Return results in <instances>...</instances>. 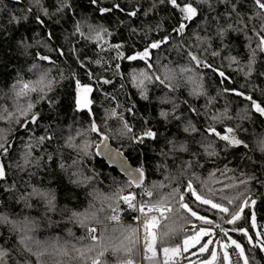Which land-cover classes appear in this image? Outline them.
<instances>
[{
    "label": "trees",
    "instance_id": "trees-1",
    "mask_svg": "<svg viewBox=\"0 0 264 264\" xmlns=\"http://www.w3.org/2000/svg\"><path fill=\"white\" fill-rule=\"evenodd\" d=\"M41 2L49 12L55 11L57 0H41ZM117 2L129 10L134 5H138L141 8L140 15L131 20L120 13L101 15L98 7H111L113 0H100L98 7L93 6L91 0H71V11L66 10L53 16L52 21L44 18L48 29L55 33V38L50 42L49 47H44L42 44H37L36 40L45 41L48 29L36 24L37 9H33L27 21L22 20L19 24L11 22L10 19L12 15L22 16L23 10L32 5V0H20V2L0 0V113L5 108L15 111L11 85L21 77L26 81H36L40 72L48 71L49 77L54 81V90L48 93L54 100L53 105H49L46 100H39L38 93L30 94L35 104L32 113H39L40 116L37 124H29L25 129L21 127L23 118L20 123H16L15 120L0 119V138H7L13 145L7 157H0L6 166V177L0 180V212L15 219L22 220L23 217L28 216L38 220L39 227L33 235L35 241L39 243L30 246L33 247L34 252H44L38 261L35 255L25 251L18 244L17 236L8 227L0 224V248L9 249L7 264H91V260L82 259L72 248L73 245L82 248L90 243H97L98 246L88 252L87 256L95 257L106 244L108 251L101 258V264L122 263L127 257L123 251L114 252L113 247L120 246L125 229L138 226L135 217L140 215L120 199V196L129 195L125 194L127 190L131 189V194L135 197V199L130 197L129 203L137 205L141 200L149 199L143 194L145 187L151 189L154 184L166 185L154 191L152 199L155 200L158 198V193L166 195L173 187L179 186L183 191L189 180H192L193 187L197 191H203L202 182L207 181L210 187L216 190L223 189L224 195L232 196L236 194L237 189H226L224 185L237 182L236 178L242 173L256 178L248 184L251 198L256 200V204L252 206L249 202V207L245 208L241 220L229 225L220 220V216L224 214L205 211L208 206H200L197 210L201 215H206L209 219L220 223L232 239L244 245L250 264H264V251L249 244L243 233L232 231L233 228H245L256 240V230L251 223V213L254 211L255 223L264 234V151L260 150V140L264 139V116L256 113L251 108L250 101L243 96L222 92L225 87L234 88L243 92L245 96H252L257 103L264 106V75H260L264 73V53L257 52L255 71L251 76L246 77L244 71H240V68L247 64L250 56L245 34L229 31L221 39L216 35L215 20V17L219 16L220 24L234 23L235 14L233 19L229 20L226 13L230 11L232 3H237V10L245 19L250 15L253 16L250 28L255 27L259 30L260 22L259 18L254 16L257 9L253 0H229L227 6L220 0H211V10L207 4L194 0L201 14L187 32L182 37L176 36L174 41L162 46L161 49L151 50L153 68L149 71L163 79L164 74L172 70L178 86L175 91H169L159 81H146L148 100L141 99L138 89L130 79L133 69H146L145 61L114 59L115 52L100 51L97 44L91 40L82 38L78 34L73 35L74 22L87 18L93 24L107 27L113 33L111 37H106L109 43H123V51L126 55H131L133 51H141L151 41L170 34L179 13L174 12L168 5H160L145 17L143 12L150 7L152 0H117ZM57 20L58 24L55 23ZM119 20L125 21V24H119ZM141 24L147 27L141 28ZM128 25L140 31L130 35ZM157 25L160 27L157 28ZM84 31L87 32V28ZM248 35L252 36V32L249 31ZM24 37H27L28 43L32 45L27 51L18 43ZM256 42L253 37V47ZM73 47L77 50L75 54L71 51ZM50 48L62 49L65 55L61 56L55 51H50ZM188 51L211 64L214 69L223 71L229 79L222 84L223 78L219 76L218 71L206 67L196 68L195 62L189 60ZM214 51L219 55L213 56ZM38 54L49 56L54 63L39 60ZM230 56L237 57L239 65L232 63L229 66ZM97 59L101 60L100 64L95 63ZM80 60L85 61L87 70L94 75L110 79L113 83L103 85L100 91H96V85L89 79L86 70L80 67ZM33 63L40 67L35 71H29ZM116 63L121 65L118 75L115 74ZM184 66L192 67L194 71L181 74L180 68ZM74 74L82 84H90L94 88L91 93L93 100L91 108L101 133L89 130L91 117L87 112L75 111ZM189 76L191 80L188 79ZM201 85L205 94H190L193 89L199 90ZM105 93L116 99H106ZM166 94L169 98L180 102L177 114L191 118L200 130V134L185 133L179 121L171 118L165 121L160 117L161 110L172 111L171 103L159 102ZM209 98H214L211 103H208ZM185 101L187 103H184ZM117 103L120 107H117ZM133 105H135L134 114L127 111ZM189 107L196 108L201 115L190 113ZM113 108H116L118 113L123 112L124 119L132 126L135 133L150 125L159 133L158 139L146 141L143 145H134L127 136H120V122L116 118L108 117L106 113V110L111 111ZM225 109L231 119L217 122L215 124L217 131L223 134L226 127H232L236 130L237 137L244 141L247 147L239 145L224 151L223 141L209 137L210 140L216 141L214 148L219 155L208 156L196 141L201 140L205 127L210 123L208 115L221 114ZM145 120L149 125L144 124ZM46 129L52 134L51 140H45L43 144H36L34 139L30 141V137L46 135ZM77 132H82L84 135L78 136ZM101 134L108 136L112 144L122 150L133 165L143 168L142 187H134L116 168L110 167L95 155V144L101 140ZM69 136L75 138L72 147L66 142ZM167 140L186 144L188 151H170V146L166 144ZM30 142L33 147L28 149L27 145ZM86 142L91 145L87 148V155L83 150ZM162 149L168 153L167 157L160 155ZM26 152H30L31 160L27 166L24 165ZM193 153L196 155L194 156ZM187 161H191L193 167L182 172L181 166ZM225 165L231 171L222 176L220 173L225 170ZM212 172L216 173L215 177L209 175ZM73 180H79L80 183H73ZM12 185H15V190H5ZM32 187L51 192L55 196V211L46 213L44 203L37 199L31 201L33 205L31 208H26L24 203L19 202V196L31 191ZM118 189H123L119 195H117ZM138 189H141L139 193ZM239 190L243 191V186H240ZM185 199L191 201L194 198L190 193H185ZM214 199L221 202L219 193ZM113 208L116 209L115 212L112 211ZM73 212L88 214V226L98 227L95 233L98 237L97 242L82 239L88 233L76 219H70ZM153 214L156 212L148 213L149 216ZM112 215H117L118 220H111ZM183 215L188 216L190 222L168 212H165L163 217L158 215V232L163 230L165 225L174 229L168 246L182 243L184 237L195 230H185L188 225L202 223L186 212ZM222 234L224 235L223 232ZM140 235L143 236L142 228ZM216 236L219 237L217 234ZM127 243L124 241L125 245ZM157 246L161 251L159 245ZM132 255L134 261L138 263L139 244ZM220 260L222 258L214 264H220ZM176 261L178 264H197L190 251ZM143 264H164V259L159 256L154 260H143Z\"/></svg>",
    "mask_w": 264,
    "mask_h": 264
},
{
    "label": "snow or ice",
    "instance_id": "snow-or-ice-1",
    "mask_svg": "<svg viewBox=\"0 0 264 264\" xmlns=\"http://www.w3.org/2000/svg\"><path fill=\"white\" fill-rule=\"evenodd\" d=\"M20 2V0H17ZM200 3L207 4L209 9L211 10V0H199ZM222 4L229 3V0H220ZM100 0H91V4L93 6L99 5ZM253 4L257 9V12L254 13L255 17L259 18L260 28L257 30L255 27L250 28V22L253 19V16L250 15L245 19L244 15H242L237 10V3L231 4V9L226 13V16L229 20L233 19V14H235V21L234 23H227L226 25L219 23V16L215 17L217 22L216 27V35L223 39L229 31L232 32H240L244 33L248 44L247 47L249 49V60L246 65L240 68V71H244L245 76H251L252 72L255 71L254 65L256 62V55L257 52L264 53V0H253ZM160 5H168L170 6L174 12L179 13V17L176 21V24L173 25L171 29V33L161 37L158 40L151 41L148 45H146L141 51H133L131 55H126L125 51H123L124 44L123 43H116L110 44L106 37H111L113 33L103 25H97L89 22L87 18H81L74 22V31L73 35H79L82 38L89 39L93 43H96L100 51H113L115 52L114 59L116 60H127V61H136L142 60L145 61L146 69L137 70L133 69L132 73L130 74V79L132 80L134 86L138 89L141 99L148 100L149 97L147 95V90L145 87V82H152L153 80L159 81L162 85L169 89V91H175L178 84L175 82V75L172 74V70H168L164 74L163 79L161 76L156 75L149 70L153 68V64L151 63L152 59V51L153 49H161L162 46L169 44L171 41H174L176 36H183L191 24L196 21L197 17L200 16V9L194 3V0H152L150 7L143 12V15L147 17L150 13L154 12L158 6ZM37 9V14L35 15V22L36 24L43 28L48 29V25L45 22L44 18H47L48 21H52V17L64 13L66 10H72V3L71 0H57L56 8L54 12H49V9L44 7L41 0H32V5L28 8L24 9V14L22 16H11V22L19 24L22 20L27 21L29 19V15L33 13V9ZM98 11L101 15H108L114 13H120L129 18V20L137 18L141 13V8L138 5H134L130 10L127 7L121 5V3L117 2V0H113L111 7H98ZM43 17V18H42ZM55 23H59V21H55ZM119 24H125V21L119 20ZM130 27V35L137 34L140 29L136 27ZM147 26L141 24V28H145ZM160 26L157 25V28ZM87 28V32L84 29ZM151 30L150 28L148 29ZM252 32V36L248 35V32ZM39 35V33H37ZM253 37L256 39L255 47L252 46ZM46 40H36L37 44H42L44 47H49L50 42L55 38V33L53 30L48 29L46 31ZM197 39H203L201 37H197ZM19 46L27 51L28 48L32 47L31 44L28 43L27 37L22 38L19 42ZM50 51H55L59 55H65L62 49H55L50 48ZM74 54L77 50L73 47L71 50ZM189 60L195 62V67H206L210 68L213 71H218V74L223 79L221 83L223 84L229 78L225 75L223 71H219L218 69H214L211 64L202 61L196 54L191 51L187 52ZM213 56L219 55L218 52H212ZM38 59L41 61H49L50 63H54L51 61L49 56L39 55ZM77 59L79 60V56L77 55ZM112 59V58H110ZM230 60V65L235 63L239 65V61L237 57L230 56L228 58ZM80 67L84 68L87 72V75L90 80L94 82L96 85L95 90L100 91L103 85H110L113 83L112 80L104 78V77H97L94 75L90 70H87V64L85 61L80 60ZM96 64H100L101 60L97 59L95 61ZM39 65L33 63L30 66L29 71H35L39 69ZM121 65L116 63L115 74H119ZM166 67V66H165ZM246 69V71H245ZM107 70V69H106ZM194 69L192 67L184 66L180 68V73H192ZM260 75H264V73H260ZM75 85H76V92H75V111L77 113L80 112H87L91 117V124L89 130L96 133H101L100 128L97 126L94 114L92 113L91 105L93 104V100L90 99V94L94 91V88L90 84H82L78 78H75ZM191 80V76L188 77ZM39 85V87H37ZM54 81L49 77L48 71H42L39 73V78L36 81H26L22 77L18 79L14 84L11 85V92L14 100L15 111H9L7 108L3 109V112L0 113V119L4 120H15L16 123H20L21 118H23L24 122L21 124V127L27 129L29 124H37L38 120L40 119L39 113H32V109L35 107L34 102L30 98V94L35 92L38 93L39 100H46L49 105L54 104V100L52 97L48 95L49 92L54 90L53 88ZM123 87V85H121ZM223 93H233L237 96H243L246 100L250 101L251 108L256 112L259 113L261 116H264V106H261L257 103L252 96L245 94L241 91H238L234 88H223ZM191 95H203L205 94L202 90V85L200 89H193L190 93ZM106 99L115 100L116 97L110 96V94L105 93ZM212 99L209 98L208 103L212 102ZM160 103H171L172 104V111L167 112L161 110L159 115L165 121H168L169 118L172 120L179 121L182 125V129L185 133L189 134H200V130L196 127L193 123L191 118H185L183 114H177L179 109L180 102L174 99H171L167 96V94L162 97L159 101ZM184 103H187L185 101ZM117 107L120 105L117 103ZM135 105L128 108L127 111L129 113L134 114ZM188 111L190 113H194L196 116H200L201 113L196 108L189 107ZM107 116L110 118H116L119 122L121 127L119 128V135L120 136H127V138L131 141L134 145H143L146 141H156L159 137V133L153 129L147 120L144 121L145 125H149L143 128L139 133H135L133 131L132 126L128 123L126 119H124L123 112H117L116 108H113L111 111H107ZM246 115V114H245ZM30 116V118H29ZM208 120L210 123L205 127L204 134H202V138L196 143L200 144L204 151L207 153L208 156H218L219 152H217L214 148L215 140H210L209 137H215L219 141L224 142V151H227L230 147H235L239 145H244L247 147V144H244V141L239 139L236 135V130L232 127H226L224 129V133L221 134L217 131L215 124L217 122H222L224 119H231L230 116L227 114V109L221 114H209ZM46 135H42L39 137H30V141L32 139L35 140L36 144H43L45 140H51L52 134L49 130H45ZM77 135H84L82 132H77ZM108 137L106 135L101 134V140L99 143L95 144L97 149L95 155L105 154L107 155L108 159L113 164H118L124 171L128 172V169L125 167V161L122 157V154L119 151L113 153L107 144ZM75 138L73 136H69L67 138V144L69 147L74 146ZM166 144L170 146V151L172 150H179V151H188L186 144L184 143H177L174 140H167ZM11 142L8 141L7 138H0V157H7L10 153L12 148ZM78 147V145H76ZM91 145L89 143L84 144V152L85 155L88 154L87 148ZM28 149L33 147V144L30 142L27 145ZM260 150L264 151V139L260 140ZM160 155L163 157H167L168 153L164 152L163 149L160 152ZM195 156L196 154L193 153ZM30 152L25 153L24 157V165L27 166L31 163L29 159ZM51 159V157H49ZM19 166V165H18ZM63 167V165H61ZM166 167V165H165ZM193 167L191 161L185 162L181 166V171H187ZM139 176L136 178L137 186L140 185L144 172L143 168H137L135 170ZM231 171L228 169V166L225 165V170L222 171L220 174L222 176L227 175V173ZM95 175V174H94ZM193 175H195L193 173ZM211 177H215L216 173L212 172L209 174ZM6 177V166L0 160V180H4ZM256 179L255 176H245L243 173L239 178H236L237 182L225 184L224 188L226 189H237L235 195L229 196L223 194V189L216 190L209 186L207 181L202 182L203 191H197L196 188L193 187L192 180H189L182 191L179 186L171 188V191L168 192L166 195L163 193H158V198L153 200L152 197L154 195V191L158 190L161 187L166 185L159 184L153 185L151 189L145 187L143 194L147 196L149 199L147 201L141 200L139 204H132L129 203L130 197L131 199H135L133 194L129 193V195L120 196V199L128 203V207L133 208L135 211L140 213L139 216L135 217L136 221L138 222L137 227H129L124 230L123 239L121 240L120 246L113 247V251H123L125 256L127 257L125 260L122 261V264H134L133 252L136 246L140 243V230L143 229V249H144V259L146 260H154L155 259V250L157 245H159L161 251L165 254L164 264H169V260L171 257L168 256L169 253L172 254L173 257H181L183 253L189 251L190 247H195L197 244L200 245L198 251L200 253L210 252V259H207L203 262V264H214L218 260V253L215 249L210 250L209 245L213 244L214 241L209 239L206 240L204 243H200L202 237L210 236L213 234L212 229L205 228V227H196L195 231L191 235H186L182 241V243L177 244L175 246H168V242L172 237V233L174 229L169 228L168 225L164 226V229L159 232L152 231V228L157 220L156 216H149L148 213L153 211L160 212L161 216H164L165 212L172 213L173 215H177L180 219L189 221V217L183 215V213L190 214V217H194L196 220H199L204 225H213L215 228L220 229L221 232L224 233V236L227 237V240L230 241L231 246H234L235 250H238L239 259H234L233 256L227 251L229 244L228 243H221L220 241H215V243L220 244V247L224 250L222 254V260H220V264H240V260L243 261V264H250L249 257L245 254L244 247L235 239H232L231 236L228 235V232L224 230L220 223H216L214 220L209 219L206 215H201L200 212L197 210L200 206H208L205 211H215L220 214H224L220 216V220L224 223L229 225H234L238 220L242 219V214L246 207H249V202L252 206H255L256 200L251 198V193L248 190V184L250 181ZM73 183H80L79 180H73ZM240 186H243V191H240ZM6 191H13L15 190V185L10 186V188L5 189ZM123 189H118L117 195L121 193ZM185 193H190L192 199L191 201H186ZM219 193V200L221 202H217L214 197H217ZM33 199H37L44 203V207L47 212L55 211V196L51 192L43 191L38 188L32 187L31 191L22 193L19 196V202L24 203L26 208H31L33 205L31 201ZM239 202V203H237ZM191 205V206H190ZM113 212L116 211L115 208L112 209ZM227 217V218H226ZM94 218V214H93ZM70 219H76L81 226L86 228L88 235L82 239H87L92 242H97L98 237L95 235L96 228L88 226L89 216L87 213H77L73 212L71 214ZM111 220H118L117 215H112L110 217ZM99 222V221H97ZM190 222V221H189ZM251 223L252 226L255 227V212L251 213ZM0 224L9 228V230L17 236L18 244L27 252L35 255L37 260L44 255L42 251H33V247L30 244H38L39 242L35 241L33 233L39 227V221L35 220L31 217L25 216L22 220L15 219L6 213L0 212ZM23 225V227H21ZM232 231H239L243 233L244 236L248 238L249 244H252L253 247H259L261 251H264V239H261V236L264 234L257 233V240L259 243L253 241V238L248 235V230L245 228H233ZM127 233V234H125ZM124 241H127V245L124 244ZM97 243H90L84 245L82 248H76L75 245L72 248L79 253L82 259L91 260V264H101V258L105 255V252L108 251V246L105 244L102 246V250L95 256L89 257L86 254L88 252L93 251L97 248ZM152 252L153 256L147 255V253ZM9 255V249L0 248V264H7L6 257ZM172 264H178V261L172 260Z\"/></svg>",
    "mask_w": 264,
    "mask_h": 264
},
{
    "label": "rangeland",
    "instance_id": "rangeland-1",
    "mask_svg": "<svg viewBox=\"0 0 264 264\" xmlns=\"http://www.w3.org/2000/svg\"><path fill=\"white\" fill-rule=\"evenodd\" d=\"M89 98L91 99V94H90V97H89ZM99 142H100V140H99L97 143H99ZM158 215H161L160 212H156V214H153V216H156V217H157V220H156V222H155V225L157 226V231H156V232H158V224H159ZM136 223H137V225H138V222H137V221H136ZM90 227H93V226H90ZM255 230H256V234H257V233H261V234H263V233L258 229L256 223H255ZM263 230H264V228H263ZM194 231H195V230H194ZM194 231H193V232H194ZM193 232H191L189 235H191ZM212 232H213L212 235L202 237L200 243H204L206 240H209V239L213 240L214 243L209 245V249H210V250L215 249V250L217 251V253H218V260H219L220 258H222V254H223V251H224V250L220 247V244L215 243V241H220L221 243H226V242L223 241L221 238L217 237V236H216V233H215L214 231H212ZM248 235L251 236V237L253 238V236H252L249 232H248ZM229 236H231V235H229ZM247 239H248V238H247ZM261 239H264V235L261 236ZM253 241H256L257 244L259 243V241L257 240V235H256V240L253 238ZM229 242H230V241H229ZM238 242H239V241H238ZM239 243L244 247V245H243L241 242H239ZM139 247H140V260H139L138 263H136V262L134 261V264H143V260H146V259H144V255H145V253H144V249H143V236L141 237V235H140V243H139ZM199 247H200V245L197 244L195 247H190V248H189V251H190V254L194 257V260L196 261L197 264H203V262H204L205 260L210 259V252L200 253V252L198 251ZM227 251L230 253V250H229V249H227ZM186 253H187V252H186ZM184 254H185V253H183V255H184ZM230 254H231V253H230ZM147 255H149V256H153V253H152V252H149V253H147ZM159 256L162 257V258L165 260V254H164L162 251H160V250L158 249V246H157V247H156V250H155V258H157V257H159ZM168 256L171 257V259L169 260V262H172V260H176V259H179V258L182 257V256H181V257H173L171 253H169ZM218 260H217V261H218ZM146 261H148V260H146ZM214 263H215V262H214ZM119 264H122V263H119Z\"/></svg>",
    "mask_w": 264,
    "mask_h": 264
},
{
    "label": "water",
    "instance_id": "water-1",
    "mask_svg": "<svg viewBox=\"0 0 264 264\" xmlns=\"http://www.w3.org/2000/svg\"><path fill=\"white\" fill-rule=\"evenodd\" d=\"M107 144H108L109 148L111 149V151L113 153H115L116 151H119L122 154V157H123V159L125 161V167L128 169V172L124 171V169L121 168L118 164L111 163L110 160L108 159L107 155L101 154V155H98V156L101 159H103L110 167L116 168L119 171V173H121L128 181H130L132 183V185L134 187H142L143 184H144V175H143V178H142V181H141L140 185L137 186V183H136V178L139 176V174L135 170L137 168H139V167L133 165L130 162V160L128 159V157L125 155V153L112 144V142H111L109 137L107 139ZM96 151H97V149H96Z\"/></svg>",
    "mask_w": 264,
    "mask_h": 264
},
{
    "label": "built area",
    "instance_id": "built-area-1",
    "mask_svg": "<svg viewBox=\"0 0 264 264\" xmlns=\"http://www.w3.org/2000/svg\"><path fill=\"white\" fill-rule=\"evenodd\" d=\"M137 188H140V187H137ZM141 189H138V193L140 192ZM131 193V189L127 190L125 192V194H129ZM153 212H156V211H153ZM139 213V212H138ZM140 214V213H139ZM196 226V227H205V228H209V229H212V231H214L223 241H225L226 243L229 244V247L228 249L230 250V253L231 255L233 256L234 259H239V256H238V250H235L234 249V246H231V243L227 240V237H225L222 232L220 231V229H217L215 228L213 225H204L202 223L200 224H191V225H188L185 230H194L195 228L193 226ZM96 228V232L98 231V227H95ZM152 231L156 232L157 231V226L154 224L153 228H152ZM240 264H243V261L240 260Z\"/></svg>",
    "mask_w": 264,
    "mask_h": 264
}]
</instances>
